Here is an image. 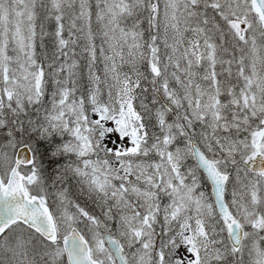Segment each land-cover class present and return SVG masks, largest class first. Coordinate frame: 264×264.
Masks as SVG:
<instances>
[{
    "label": "snow or ice",
    "instance_id": "6c2138e0",
    "mask_svg": "<svg viewBox=\"0 0 264 264\" xmlns=\"http://www.w3.org/2000/svg\"><path fill=\"white\" fill-rule=\"evenodd\" d=\"M0 264H264V0H0Z\"/></svg>",
    "mask_w": 264,
    "mask_h": 264
},
{
    "label": "rangeland",
    "instance_id": "374dc122",
    "mask_svg": "<svg viewBox=\"0 0 264 264\" xmlns=\"http://www.w3.org/2000/svg\"><path fill=\"white\" fill-rule=\"evenodd\" d=\"M93 11H95V9H93ZM93 22H94V23H93V27L95 28V26H96V25H95V16H93Z\"/></svg>",
    "mask_w": 264,
    "mask_h": 264
}]
</instances>
